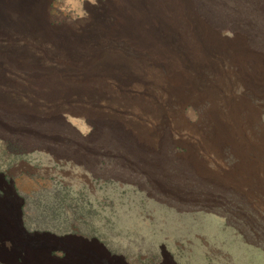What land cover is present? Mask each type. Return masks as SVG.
<instances>
[{
    "label": "rangeland",
    "instance_id": "1",
    "mask_svg": "<svg viewBox=\"0 0 264 264\" xmlns=\"http://www.w3.org/2000/svg\"><path fill=\"white\" fill-rule=\"evenodd\" d=\"M115 1L19 0L30 8L34 33L49 41L57 39L59 51L50 46L39 53L21 54L20 41L14 42L16 46L11 41L0 43V250L6 262L16 264L23 257V264H264V171L253 183L260 184L261 192L251 198V184L242 181L243 159L233 145L222 141L217 156L204 144V139L220 136L218 129L222 134L236 131L245 139L263 142L264 0H189L196 13L209 12L211 22L205 29L212 32L206 43L209 58L218 66L222 56L241 55L236 72L242 73L246 84L221 86L223 101L218 104L185 102L181 118L194 130L163 129L158 139L163 147L160 167L153 162L150 141L138 134L131 111L106 109L100 99L119 95L111 90L113 77L62 73L75 64L87 68L136 58L133 44L124 36L117 41L105 36L93 42L86 39L96 35L100 14H115ZM105 34L111 36L114 31ZM190 44L188 49L196 57L197 47ZM62 52L76 54L74 62L61 61ZM26 54L35 57L36 71L28 73V81L10 79L7 57ZM217 66L202 73L197 90L216 89L220 79H231L226 63L221 62L219 70ZM119 77L125 79V74ZM104 79L106 87L99 82ZM20 87L37 96L14 97ZM62 95L91 96L97 106L93 111L73 99L66 102L68 113L51 105L30 106L37 103V97ZM71 112L82 117H73ZM58 115L62 122L56 120ZM144 126L149 132L151 125ZM137 147L145 149V157ZM261 161L264 167V156ZM216 174H235L241 184L235 188L211 177ZM50 253L61 260L50 259Z\"/></svg>",
    "mask_w": 264,
    "mask_h": 264
},
{
    "label": "bare ground",
    "instance_id": "2",
    "mask_svg": "<svg viewBox=\"0 0 264 264\" xmlns=\"http://www.w3.org/2000/svg\"><path fill=\"white\" fill-rule=\"evenodd\" d=\"M227 3H230V2H227ZM243 3H245V2H243ZM114 4L117 8V10L115 11V14H113V13H111V14L110 13L109 14H107V13L100 14L98 17V21L96 23V29H97L96 35L94 34V35L89 36V37L86 36V39L89 40V42L90 41L93 42L96 39H99V38H102L105 36L104 37L105 39L111 38V39H116V41H117V39H121L124 36V38L126 40H129L133 44V47L136 51V53H135L136 58H132L129 61H127L125 59H123V60L119 59V61H118L115 57V59L119 63H113L111 65L106 64V62H103L104 61V59H103L102 60L103 63L101 62L102 65H97V63H96V65L93 64V65H95V67L93 66V67H87V68H84V66L83 67L82 66L81 67H75V65H76L75 64L74 66H71V67H74L72 70L67 69V71H64L62 73H63V75L64 74H66V75L67 74H69V75L75 74V75H86V76L97 75L95 77H98V78H100V77H113V83L111 84V90H115L116 92L119 93V95L115 94L116 98L112 97L110 95H102L100 99L103 101L104 105L106 106V109H110V108L113 109L114 107H116L117 109L122 110V111H127V110L131 111V115H132L133 119L135 120L134 121L135 122V128L137 129L138 134L141 136V138H143V139L145 138L148 141H150L149 144L151 143L150 144L152 147L151 153L154 156V158L156 159L153 162H156V164H160L162 160L160 158V154H159L160 152L159 151H160V149H163V147H161V145H159L158 139L162 136L163 129L168 127V128H171L172 131H174L176 133H179L181 128L182 129L185 128V129L190 130V131L194 130V129H190L189 126L181 118L182 117L181 109H182L183 105L185 104V102H192L193 104H198L200 101H203V102L204 101H207V102L210 101L211 103L214 104V103H217L223 99L222 94L220 93L221 86L223 87V85L226 86V85H232V84H234L236 86V83L242 84V85L246 84V81L244 80L245 77L243 78L242 73L236 72L237 68H241L240 64H242L241 63L242 58H241V55H238V54L234 55V53H233V55H227V56L220 57V59L218 60V61H220L219 64L221 62H224L227 64V66L229 67V70L231 71V76H232L231 79L229 81L226 80V78H225V81L223 79H220V81L218 83V85L220 87L219 88L216 87V89H209L206 87V90L205 89L202 91L197 90V85H198L199 81L201 80L202 73L207 71V70H213L215 68V66H217V63L214 62L213 59L209 58V56L211 54L209 55L208 48L206 45L207 37H209L210 33H212L211 31L205 30L206 24L209 25L211 22V20H208V14L207 13H209V12H207V13H202V12L196 13L195 11L192 10V6H191L192 3H190L189 0H116ZM251 4H253V3L251 2ZM218 5L220 6V4H218ZM238 5H236V6H238ZM261 5L262 4L260 3V6ZM115 6L113 5V7H115ZM243 6H242V9H243ZM247 6L251 7L248 4H247ZM216 12H218L217 14H219L221 11L220 12L216 11ZM244 12H246V11H244ZM235 13H236V11H235ZM256 13H259V12L256 11ZM259 15H261V14H259ZM217 16L218 15H216V17ZM219 16H221V14H219ZM263 16L264 15H262V17ZM243 17H245V16L243 15ZM251 17H253V16H251ZM217 18H220V17H217ZM223 20L225 21L224 18H223ZM228 22H227V24H228ZM236 22L238 23V21H236ZM217 23H218V21H217ZM228 25H230V24H228ZM229 27H231V26H229ZM221 28H222V26H221ZM246 28H247V26H246ZM254 28H256V26ZM109 30L114 31V34H112L111 36H108L107 34H105V32H108ZM255 30H257V28ZM215 31H217V30H215ZM241 35H243V34H241ZM210 36H212V35H210ZM216 36H217V34H216ZM214 39H217V38H214ZM49 40L50 39L47 37H42L39 34L36 35L34 33V17L31 16L29 7L23 6V3H22V5H20L19 0H0V43L11 41V43H12L11 46H14L15 41H20L22 44L21 45L22 48L19 51L20 53L21 52H23V53L28 52L31 54L33 52L39 53V52L43 51L44 49H47V47H50V46L55 48V50H57V52H58L59 50L57 48V45H58L57 42H59V41L57 39H54L51 41H49ZM114 42H115V40H114ZM188 43H192V44L196 45V47H197V50L195 51V53L197 55L196 57L192 56V53H190V51L188 49ZM192 44H190V45H192ZM221 44H222V42H221ZM209 45H210V43H209ZM253 47H254V45H253ZM0 48H1V46H0ZM89 49H91V48H89ZM239 50H242V49H239ZM130 52H132V51H130ZM62 54H63V56H62L63 58L61 57L62 58L61 61H63L64 63L74 62L73 60H74L76 54H69V52H62ZM26 55L27 56H23V57H7L6 56L7 57V63L6 64L9 66L8 68L11 70V73H10L12 75L11 77H13L10 79L13 80L15 77H17L23 81L30 80L29 79L30 75H28V73L30 74L31 73L30 71H36V66H35V60L36 59L33 55H30V56H28L29 54H26ZM106 55H107L106 58H108V54H106ZM59 59H60V57H59ZM93 59H95V58H93ZM216 59H218V58H216ZM86 60L90 61V59H88V58ZM258 61H260V60H258ZM81 64H83V63H81ZM219 64L217 66L218 70H219ZM45 68H46V66H45ZM58 68H60V67L58 66ZM262 70H263V68H262ZM55 71H58V70L56 69ZM36 73H38V72H36ZM123 73L125 74V79H121L119 77L121 74L123 75ZM217 73H216V75H217ZM54 75H55V73H54ZM222 75H225V74H222ZM261 75H262V73H261ZM211 77H212V75H211ZM262 77H263V75H262ZM209 78H210V76H209ZM250 79H252V78H250ZM99 82L102 86H105V87L108 86V85H106L107 83H105V79L101 80ZM207 84H209V83H207ZM72 85L76 86L74 83ZM202 85H203V83H202ZM36 86L39 87L40 85H36ZM51 86H54L52 88V91H55L57 89L55 87L56 85L54 83ZM214 86H212V87H214ZM73 88L74 87H72L68 90H74ZM199 88H201V87L199 86ZM60 89H62V88H60ZM224 90H227V89H224ZM40 91L42 92V89L38 90V92H40ZM46 91H47V89H46ZM62 93H64V92H62ZM53 94H54V92H53ZM13 95H14V97L22 96V97H25L27 99H30V98L35 99V97L37 96L36 94L32 93L31 89H29L27 87H20V88L15 89V94H13ZM4 96H6V95H4ZM7 96H9V95H7ZM70 99H73L75 101L79 100V102L81 100L84 105L86 104L85 106H87L88 109H91L93 111L95 110V105L98 102L97 100H94V97L91 98V96H87V97L83 98V97H72L69 95L68 96L62 95V96L57 97V98L55 97V99L40 96V98L37 97V103H33L30 106L37 109L40 107L49 108L51 105L52 106L51 108H54V110L56 109V111L62 112V110H63L65 113H68L65 109V107H66L65 105H66V102H68V100H70ZM233 100H235V99H233ZM84 105H83V107H85ZM103 108H104V106H103ZM55 113H57V112H55ZM217 113H216V115H217ZM71 115L73 117H80V118L82 117L81 115H76V114H73L72 112H71ZM107 115H108V113H107ZM56 120L61 121V117L58 115L56 117ZM180 120H182L183 123L181 122V124H179ZM217 123H219V125L216 124L217 126H220L221 124L224 126L228 125V123H223V122H217ZM212 124H214V123H212ZM144 125H151V127H149L150 128L149 132ZM213 129H215V126ZM217 132L219 133L220 136L215 138V140H212V138L211 139L210 138L204 139L205 146H208V149L211 150V152L215 151L214 153H216L217 156H220L221 152L219 150V147H220L219 145L222 143V141L225 140V142H229L231 145H233V147L235 149V154L237 156L238 155L241 156V158L243 159L242 167H244V170H245L244 173L245 174L243 173L244 178L242 176V181H244V183H246V185L251 184L252 187L251 186H250L251 188L249 187L250 188L249 189V196L251 198H254L256 193L261 192L260 189L257 188L258 185L260 186V184H258L256 187L253 185V183L256 181L258 176L261 174L260 171H262V170L264 171V167H263V164L261 161L262 157L264 156L263 155L264 154V139H263V142H261V140L259 138V139H257V141H256L257 143H256V142L252 141L251 139L243 138L239 134L236 135V131H233L230 133V131L227 130L225 134H222V129H218ZM204 133H205V131H204ZM204 135H206V134H204ZM213 135H215V134L213 133ZM117 137H119V136H117ZM205 137H207V136H205ZM242 138H243V140H242ZM149 139H151V140H149ZM150 145H149V147H150ZM262 145H263V147H262ZM129 146L130 145H128V147ZM137 151L140 152L142 154V156H144V154H147L145 149L142 147H137ZM210 155H211V153H210ZM210 155H208V156H210ZM205 158H207V157H205ZM146 165H148V164L146 163ZM161 165L162 164L157 165L156 167H160ZM201 174H202V176L204 175V176L208 177L207 174H205L204 172ZM211 177L216 178V179L221 180V181H224V182L231 183L232 185H235L234 186L235 188L237 186L236 184L239 182L238 181L239 179H237V175H235V174L234 175H227V176H223L222 174L221 175L216 174L214 176L212 175ZM238 187H239V185H238ZM262 205H264V204H262Z\"/></svg>",
    "mask_w": 264,
    "mask_h": 264
},
{
    "label": "water",
    "instance_id": "3",
    "mask_svg": "<svg viewBox=\"0 0 264 264\" xmlns=\"http://www.w3.org/2000/svg\"><path fill=\"white\" fill-rule=\"evenodd\" d=\"M5 258H6L5 254L0 250V264H8ZM25 264H32V263L26 262Z\"/></svg>",
    "mask_w": 264,
    "mask_h": 264
},
{
    "label": "flooded vegetation",
    "instance_id": "4",
    "mask_svg": "<svg viewBox=\"0 0 264 264\" xmlns=\"http://www.w3.org/2000/svg\"><path fill=\"white\" fill-rule=\"evenodd\" d=\"M50 259H56V260H61V259H58L57 257H54V255L52 253H50ZM16 264H23V257H19L17 260H16Z\"/></svg>",
    "mask_w": 264,
    "mask_h": 264
}]
</instances>
